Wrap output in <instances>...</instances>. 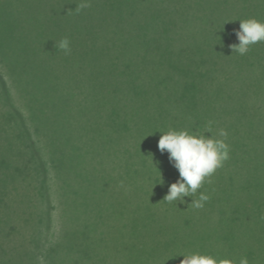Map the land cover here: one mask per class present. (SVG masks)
Wrapping results in <instances>:
<instances>
[{
  "label": "rangeland",
  "instance_id": "rangeland-1",
  "mask_svg": "<svg viewBox=\"0 0 264 264\" xmlns=\"http://www.w3.org/2000/svg\"><path fill=\"white\" fill-rule=\"evenodd\" d=\"M59 1L55 11L62 16L59 25L61 33L67 32L64 38L71 42V53L59 48L61 39L45 41L42 48L59 49L42 53L36 64L32 47V55L18 66V71L29 75V83L40 85L34 93L39 100L27 102L23 107L27 113L17 117L22 132L8 125L0 101V264H180L183 257L179 256L191 253L210 254L233 264L242 257L248 264H264V132H232L228 126L239 127L242 119L231 113L224 116L229 122L223 125L221 113L215 120L217 129L206 135L227 145L235 141L239 149H229V159L184 203L164 200L179 173L168 153L159 151L158 141L170 129L194 133L190 114L176 106L167 120L157 110L151 113L145 104L140 108L135 99L127 100L128 88L105 66L112 56L102 52L94 56L107 70L100 67L91 84L85 77L88 72H76L84 80L77 87L86 86L83 98L79 94L72 103L52 98L50 85L44 79L37 83L39 71L72 76L63 70L61 60L48 58L57 56L55 52L60 58L80 54L81 29L88 27L79 19L75 26L64 22L78 14L82 0ZM225 1L212 25L234 33L239 29L236 20L246 19L249 6L241 8L239 0ZM1 2L7 9L13 0ZM96 3L91 0L85 10L91 25L97 22ZM107 17L110 21V12ZM24 24L29 31L27 21ZM37 26L46 33V20ZM21 42L20 48L29 49L26 36ZM91 54L85 51L81 56L93 61ZM114 89L122 97L115 99ZM114 106L130 113L119 117L124 132L115 130L119 118L110 116ZM149 126L154 128L149 131ZM256 126L264 130L263 125ZM200 193L209 199L197 209L190 204ZM233 210L239 219L230 223ZM184 218L190 220L187 234L180 233Z\"/></svg>",
  "mask_w": 264,
  "mask_h": 264
},
{
  "label": "trees",
  "instance_id": "trees-1",
  "mask_svg": "<svg viewBox=\"0 0 264 264\" xmlns=\"http://www.w3.org/2000/svg\"><path fill=\"white\" fill-rule=\"evenodd\" d=\"M26 1L13 0L5 9L4 2L0 0L1 115L6 117L8 125L15 132H22L23 126L17 117L27 113L23 109L27 102L39 100L34 93L40 86L37 87L36 83L33 85V80L29 83V75L23 69L18 71V66L32 55H29L30 51L33 52L32 47L35 50L32 59L38 64L36 59L49 51V48H42L44 42L62 40L67 33H61L63 30L58 19L62 16L55 11L59 0ZM239 1L241 8L249 6L245 20L254 18L264 23V0ZM85 3L88 7L82 8L77 15H69V20L64 21L73 26L78 19L84 24L88 23V27L81 29L84 35L81 53L76 57L60 58V53L55 52L57 56L48 58L55 62L61 60L59 64L64 63L63 70L72 76L59 77V71H39L37 83L44 79L54 90L55 96L52 98L60 97L68 103L79 99V94L83 98L86 86L77 87L83 85L84 80L76 72H88L90 75L85 77L87 84H91L92 75L104 67L96 61L94 54L102 52L112 56L105 66L110 67L116 81L128 88L127 100L135 99L140 108L145 104L149 112L157 110L168 120L171 109L178 106L182 112L190 114V130L197 135H206L209 129L210 132L216 130L215 120L220 118L221 113L223 122H220L223 125L229 122L225 117L231 113L242 119L239 127L228 126L233 127L228 128L232 132L254 129L256 133L264 132L256 126H264V42L251 46L246 55L231 53L230 45L238 44L234 33L228 27L225 30L223 25H212L217 21L216 14L226 5L225 0H97V22L93 25L85 12L90 9L91 0H82L81 4ZM109 12L110 21L107 20ZM41 20H46V33L39 29L42 25L37 26ZM26 21L30 26L29 31L24 26ZM53 21H57V24ZM235 23L238 25L239 21ZM235 23L228 22L230 26ZM185 29L186 37L183 36ZM25 36L30 42L29 49L20 48ZM54 49L59 48L54 47L48 53ZM220 49L226 54H222ZM85 51L92 53L89 56L94 58L93 61H86V57L81 56ZM104 70L107 69L104 67ZM77 89L78 93L75 94L73 91ZM113 93L117 96L115 99L122 97L116 89ZM123 109L114 106L110 116L114 119L128 117L130 113H123ZM116 120L119 122L115 130L124 132L122 121L120 118ZM254 125L256 128H252ZM153 128L149 126L148 130ZM235 143L229 142V149L235 147L237 151L239 148ZM238 219V211L233 210L230 223L238 222ZM189 226L190 220L184 218L180 233L187 234Z\"/></svg>",
  "mask_w": 264,
  "mask_h": 264
},
{
  "label": "clouds",
  "instance_id": "clouds-1",
  "mask_svg": "<svg viewBox=\"0 0 264 264\" xmlns=\"http://www.w3.org/2000/svg\"><path fill=\"white\" fill-rule=\"evenodd\" d=\"M88 5L80 4L77 11ZM238 44L230 45L232 52L246 55L251 46L264 42V23L252 18L239 21V29L234 30ZM70 40L64 38L58 42V46L66 55L71 53ZM210 132V129H209ZM221 136L226 133L221 130ZM158 149L161 154L168 153V160L178 171L179 179L168 188L164 200L168 202H185V197H191L202 187L206 178L211 177L224 161L229 159V146L220 139L211 135H197L186 130H172L162 134L158 141ZM209 199L204 193L199 198L192 199L191 206L203 208ZM183 257L180 264H233L229 259H218L210 254L191 253L180 255ZM42 260V258H41ZM239 264H248L246 257H242Z\"/></svg>",
  "mask_w": 264,
  "mask_h": 264
}]
</instances>
